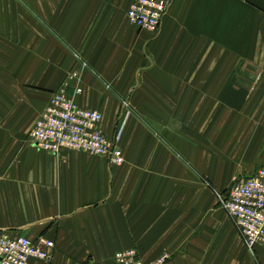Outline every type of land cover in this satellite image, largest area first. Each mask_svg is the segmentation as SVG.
Masks as SVG:
<instances>
[{"label": "crops", "instance_id": "0c3cea01", "mask_svg": "<svg viewBox=\"0 0 264 264\" xmlns=\"http://www.w3.org/2000/svg\"><path fill=\"white\" fill-rule=\"evenodd\" d=\"M132 1L0 0V230L54 243L27 264H264L218 197L264 167V0H163L156 35ZM73 70L121 165L30 143Z\"/></svg>", "mask_w": 264, "mask_h": 264}, {"label": "built area", "instance_id": "2783aa9c", "mask_svg": "<svg viewBox=\"0 0 264 264\" xmlns=\"http://www.w3.org/2000/svg\"><path fill=\"white\" fill-rule=\"evenodd\" d=\"M167 11L168 4L163 0H133L126 17L133 27L156 35ZM78 78L75 70L70 72L59 89L50 95L29 133V141L35 148L51 154L73 150L104 156L109 163L121 165L123 156L115 139H107L100 130L101 113L81 108L75 102V95L82 91L72 83ZM70 88L73 95L67 92ZM218 197L246 250L253 254L257 245L264 246V167L244 180L235 179L227 192ZM53 248L54 243L45 238L33 242L0 230V264H27L32 258L49 260ZM168 258L162 255L150 264H164ZM114 261L116 264H144L136 249L116 253Z\"/></svg>", "mask_w": 264, "mask_h": 264}, {"label": "rangeland", "instance_id": "374dc122", "mask_svg": "<svg viewBox=\"0 0 264 264\" xmlns=\"http://www.w3.org/2000/svg\"><path fill=\"white\" fill-rule=\"evenodd\" d=\"M84 65V63H81V66L82 67H84L83 66ZM74 71V70H73ZM76 71V70H75ZM72 72V71H71ZM79 76V75H78ZM69 94V93H68ZM74 93H72V94H70V95H73ZM123 121H124V119L123 118H121V119H119V122L118 123H120V124H122L123 123ZM114 141V140H113Z\"/></svg>", "mask_w": 264, "mask_h": 264}]
</instances>
